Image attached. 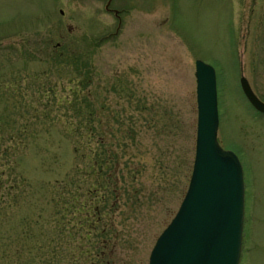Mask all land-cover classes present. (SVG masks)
I'll list each match as a JSON object with an SVG mask.
<instances>
[{"label":"rangeland","instance_id":"374dc122","mask_svg":"<svg viewBox=\"0 0 264 264\" xmlns=\"http://www.w3.org/2000/svg\"><path fill=\"white\" fill-rule=\"evenodd\" d=\"M197 59L244 166L240 264H264V115L240 84L264 100V0H0V264H149L193 172Z\"/></svg>","mask_w":264,"mask_h":264},{"label":"water","instance_id":"95a60500","mask_svg":"<svg viewBox=\"0 0 264 264\" xmlns=\"http://www.w3.org/2000/svg\"><path fill=\"white\" fill-rule=\"evenodd\" d=\"M197 138L189 187L156 240L149 264H240L245 223V177L239 155L218 140L220 113L216 69L196 60ZM242 91L264 114V100L244 75Z\"/></svg>","mask_w":264,"mask_h":264},{"label":"flooded vegetation","instance_id":"af4514ba","mask_svg":"<svg viewBox=\"0 0 264 264\" xmlns=\"http://www.w3.org/2000/svg\"><path fill=\"white\" fill-rule=\"evenodd\" d=\"M250 107L258 114H261L257 112L249 103ZM264 115V114H261ZM95 212V211H94ZM99 255V252H98ZM98 255H94L93 257L86 258L85 261H83V264H132L128 263L129 261L122 260V259H112V258H102Z\"/></svg>","mask_w":264,"mask_h":264},{"label":"trees","instance_id":"16d2710c","mask_svg":"<svg viewBox=\"0 0 264 264\" xmlns=\"http://www.w3.org/2000/svg\"><path fill=\"white\" fill-rule=\"evenodd\" d=\"M0 181H1V174H0ZM0 185H1V182H0ZM98 210V208L96 207L95 211ZM94 211V210H93Z\"/></svg>","mask_w":264,"mask_h":264}]
</instances>
